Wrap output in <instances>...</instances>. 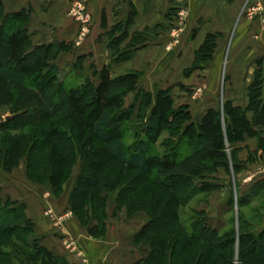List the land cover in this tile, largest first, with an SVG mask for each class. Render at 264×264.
<instances>
[{"label": "trees", "instance_id": "16d2710c", "mask_svg": "<svg viewBox=\"0 0 264 264\" xmlns=\"http://www.w3.org/2000/svg\"><path fill=\"white\" fill-rule=\"evenodd\" d=\"M30 23L31 13L7 12L0 0V108L12 114L0 122L4 170L17 168L28 156L29 178L53 182L61 173L59 150L70 157L76 153L75 142L86 165L69 196V208L73 212L94 209L101 224L97 235L106 228V198L101 194L114 184L108 179L111 170L137 172L153 187L140 191L143 198L126 199L124 205L128 211L146 209L149 216L134 235V242L147 246L148 254L132 264H264V228L255 233L251 224L239 218L238 231L232 227L221 233L210 224L212 217L206 211H196L189 228L179 211L192 197L220 188L213 182L218 169L239 173L243 167L238 154L246 149L241 145L247 139H255L258 151L264 152V78L257 74L250 82L245 106L228 100L219 107H208L194 120L188 105L175 107L170 89L153 96L141 87L138 71L113 76L110 65L99 72L92 67L96 82L84 78L76 86H67L55 59L70 44L34 45ZM128 23L117 21L106 33L111 64L131 61L150 44L148 38L141 40L142 33L130 36ZM214 39H205L194 62L209 56L216 45ZM76 62L74 70H82L83 60ZM127 131L134 140L129 146L124 142ZM165 131L171 138L161 144L166 152L160 154L153 150ZM88 139L103 148H93ZM181 142L183 155L178 150ZM254 160L252 155L247 158L248 163ZM87 161L98 168H88ZM136 185L128 184L122 199L136 191ZM262 189L264 179L246 194L240 193L238 204L254 199ZM41 238L35 235L24 206L0 196V264H69L41 243Z\"/></svg>", "mask_w": 264, "mask_h": 264}, {"label": "rangeland", "instance_id": "374dc122", "mask_svg": "<svg viewBox=\"0 0 264 264\" xmlns=\"http://www.w3.org/2000/svg\"><path fill=\"white\" fill-rule=\"evenodd\" d=\"M91 1L68 0L65 14L67 19L75 24L76 35L70 43V47L57 54L56 62H63L65 61L64 59L70 58L74 54L75 49L82 46L88 37H91ZM47 4H49L48 1H45L43 8ZM118 6H115L113 9V11H116L113 12L115 19L122 15ZM247 13L252 14L250 9H247ZM125 21H130V18L127 16ZM259 22L260 32L264 33V19H260ZM139 33H142L141 40H147L148 38L149 42H147L151 43V40L155 38L156 31L152 28ZM30 35L32 43L35 45V34L30 33ZM105 35L102 38L100 37L95 44L103 46L102 39ZM117 35L119 34L117 33ZM233 36H236L233 32L228 34V37L224 41L225 44H223L225 45L224 48L215 49L213 47L209 56L204 60H196L197 63L194 62L196 53L203 44L193 51V60L192 58V61L188 59L184 65L182 64V60L188 56L190 51H172L170 52L171 54H168L170 55L168 62L156 67L155 65H142L144 66L143 70L138 71L141 74L140 86L150 91L153 96L159 90L170 89V95L174 100L175 107L182 104L188 105L194 120H198L207 107L211 105L219 107L228 100L234 105L245 106L248 102L247 87L250 82L257 74L264 78V49H261L262 51H252V53L231 49ZM205 38L208 41H213L214 36L206 35ZM216 39L217 37L215 36L214 41ZM108 43L109 38L107 37V48ZM121 45V47L125 46L123 43ZM109 50L108 48L107 51L111 58L112 51ZM247 53L250 55V60L256 57L258 61H255L256 63L253 62V66L252 63H247L248 66H245L244 70H242L246 74L244 80L241 82L235 81L232 76L236 70L243 68L239 65V62L244 57H248ZM85 65L80 70L81 72L78 71L77 74L73 72L74 66L68 72L60 69L62 71L61 77L66 81L67 86H76L83 82L84 78L96 82L93 75V69H96L95 66L90 62H87ZM64 66L66 65H62V67ZM154 68H156L155 71ZM127 71L135 70L126 66L124 69L112 72V75H120ZM154 79L161 80L154 82ZM247 79L250 81L247 82ZM130 97L129 95L126 99V105H129ZM7 118H12L10 110L8 108H0V122L5 121ZM170 138L171 134L165 131L158 139L153 151L160 154L165 153L166 149L161 144ZM2 140L3 138L0 135V147L4 146L1 142ZM133 141L131 131L125 132L124 142L129 146ZM88 142L93 145V148H103L102 144L97 143L93 139H88ZM73 146L76 148V153L70 157L62 150H59L62 163L61 173L56 176L57 178L53 182L47 180L40 182L29 178L27 167L28 156L20 162L17 168L9 172L5 171L0 163V196L5 200L9 199L12 202L23 205L26 216L34 224L35 235L42 237L41 243L55 252L56 255L64 256L69 264H85L84 261L87 264L88 262L91 263L89 241L97 242L102 251L101 254L93 256L97 260L96 264H132L140 257L148 254V247L142 243H135L134 235L144 226L149 216L146 209L143 211H128L124 205L126 199L132 201L138 196L143 198V193L140 191L144 190L148 192L153 187L145 183L142 180V175H139L137 172H128L125 168L111 170L108 179H113L114 184L110 185L108 192L101 194L106 198L104 207L106 228L102 235H97L100 233L101 224L98 221L99 218L93 215L94 209L90 207L82 212H73L69 208V196L77 177L86 165L82 155L78 151L79 144L74 142ZM243 147H246V149L238 154L243 168H240L239 173H235L237 175L234 174L232 169L228 173L223 169H218L217 173L213 175V182L220 185V188L192 197L190 202L179 210L181 219L187 224L186 226L190 228L189 225L192 219L195 218L196 211H206L212 217L210 224L217 227L221 233L232 229V227H235L237 230L239 218L240 221L244 220L251 224V228L255 233L263 230L264 189L259 191L257 196L250 201L242 204H238V201L240 193L246 194L253 184L264 179V152L258 151L255 139H247L241 145V148ZM175 149L177 150V147ZM178 150L180 154H185L183 142H181ZM43 151L45 152V150ZM250 153L255 158L253 163L247 162V158L249 159V156H251ZM87 163L88 168L92 170L98 168V165L95 163L91 164L89 161ZM46 166L49 168V163L46 162ZM133 182L137 184L136 191L131 192L129 195H122L124 198L122 199L121 193L127 188L128 184ZM148 207L150 209L152 206L148 205ZM72 221L76 224L77 228L71 224ZM90 230H92L94 238H91ZM121 251H124V255L121 254ZM235 255L236 257L238 256V248ZM127 256H130L129 259Z\"/></svg>", "mask_w": 264, "mask_h": 264}, {"label": "crops", "instance_id": "0c3cea01", "mask_svg": "<svg viewBox=\"0 0 264 264\" xmlns=\"http://www.w3.org/2000/svg\"><path fill=\"white\" fill-rule=\"evenodd\" d=\"M2 1L7 12L25 10L31 13L30 33L35 34V45L70 44L74 40L76 26L67 19L65 14L68 0ZM45 1L49 4L44 9ZM91 2V37H88L82 46L76 48L70 58L64 59L63 62L55 61L65 72L71 70L79 58L83 60V67L90 62L97 72L109 65L112 72L124 69L126 66L135 71H142L144 66L155 65L156 67L165 64L170 59L168 54L175 50L190 51L182 60L184 65L188 59L193 60V51L203 44L206 35L216 36L215 49H221L224 48V41L231 32L236 34L232 38L231 49L250 53L264 49V33L260 32L259 28V20L264 19V0H92ZM117 5L122 15L115 19L113 12L116 11L113 9ZM247 9H250L252 14H248ZM127 16L130 18L127 28L130 36L153 28L156 31L155 38L149 45L137 51L131 61L111 64L105 34L110 31L115 22L119 20L125 22ZM104 35L103 46L96 45L98 39ZM249 57L248 54V57L240 60L239 65L243 68L236 70L233 74L232 78L235 81L244 80L246 74L242 70L248 66L247 63H252L253 66V62L258 61L256 57L251 60ZM62 65L66 66L62 67ZM73 72L78 73L77 70ZM160 80L154 79V82ZM249 81L247 79V82ZM71 224L77 228L73 221ZM89 242L91 263H97L93 256L101 254L102 251L97 242ZM121 254L124 255V251H121ZM129 257L127 256L128 259Z\"/></svg>", "mask_w": 264, "mask_h": 264}, {"label": "built area", "instance_id": "2783aa9c", "mask_svg": "<svg viewBox=\"0 0 264 264\" xmlns=\"http://www.w3.org/2000/svg\"><path fill=\"white\" fill-rule=\"evenodd\" d=\"M84 263L87 264L86 261H84ZM88 264H90V263L88 262Z\"/></svg>", "mask_w": 264, "mask_h": 264}, {"label": "water", "instance_id": "95a60500", "mask_svg": "<svg viewBox=\"0 0 264 264\" xmlns=\"http://www.w3.org/2000/svg\"><path fill=\"white\" fill-rule=\"evenodd\" d=\"M9 118H7V120H8ZM90 264H94V263H90Z\"/></svg>", "mask_w": 264, "mask_h": 264}]
</instances>
